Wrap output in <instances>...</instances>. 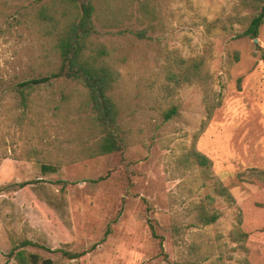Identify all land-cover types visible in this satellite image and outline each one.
Listing matches in <instances>:
<instances>
[{
  "label": "rangeland",
  "instance_id": "1",
  "mask_svg": "<svg viewBox=\"0 0 264 264\" xmlns=\"http://www.w3.org/2000/svg\"><path fill=\"white\" fill-rule=\"evenodd\" d=\"M50 1L0 0V264H18L15 248L55 264H264V24L240 38L254 13L237 0H94L127 147L87 159L100 135L84 88L24 86L60 66L39 17ZM176 53L208 79H170Z\"/></svg>",
  "mask_w": 264,
  "mask_h": 264
},
{
  "label": "trees",
  "instance_id": "2",
  "mask_svg": "<svg viewBox=\"0 0 264 264\" xmlns=\"http://www.w3.org/2000/svg\"><path fill=\"white\" fill-rule=\"evenodd\" d=\"M237 1L242 9H250L254 13L248 29L239 37H258L260 27L264 24V0ZM50 2L42 8L39 17L43 31L53 45V50L59 54L60 66L58 72L52 73L51 76L25 82L24 86H40L50 83L52 78H65L82 86L86 100L85 105L82 106L91 108L93 114L90 121L100 135L97 142L86 147L82 154L87 159L114 153L124 156L127 144L119 124L117 104L110 95L121 75L110 51L103 43L94 39L98 33L97 23L101 21L102 12L98 10L94 0H51ZM112 22L110 23L109 20L104 28L112 26ZM262 59L264 61V52ZM172 61L176 63L178 71L168 70L170 79L176 82L184 80L187 83L208 79L207 72L201 69V61L189 62L178 53L174 55ZM45 106L46 111H50L49 101H46ZM213 111V108H210V117ZM175 114L176 109H172L165 114V120H170ZM195 158L200 166L211 168V161L205 155L195 153ZM128 166L125 165L126 168ZM42 169L44 173L55 171L52 166L44 164ZM28 184L23 183L20 186L25 187ZM217 187L221 196L234 202L227 188L219 183ZM207 201L213 203L214 199L208 197ZM197 209L198 220L204 226L215 224L219 219V215L214 211H208L205 205H199ZM233 235L241 249L248 252L246 248L248 235L241 231L240 227L235 229ZM32 245H35L32 241L22 242L23 247ZM13 255L17 258L18 264H55L51 259H42L37 254H27L24 250L19 251L16 248L11 251L9 257ZM64 255L69 259H77L83 254L64 252Z\"/></svg>",
  "mask_w": 264,
  "mask_h": 264
}]
</instances>
